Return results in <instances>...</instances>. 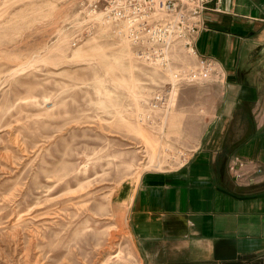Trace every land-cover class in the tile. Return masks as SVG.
Returning a JSON list of instances; mask_svg holds the SVG:
<instances>
[{
    "label": "rangeland",
    "instance_id": "1",
    "mask_svg": "<svg viewBox=\"0 0 264 264\" xmlns=\"http://www.w3.org/2000/svg\"><path fill=\"white\" fill-rule=\"evenodd\" d=\"M100 15L87 0H0V264H141L126 191L200 135L207 83L172 88L174 109L140 121L171 72Z\"/></svg>",
    "mask_w": 264,
    "mask_h": 264
},
{
    "label": "crops",
    "instance_id": "2",
    "mask_svg": "<svg viewBox=\"0 0 264 264\" xmlns=\"http://www.w3.org/2000/svg\"><path fill=\"white\" fill-rule=\"evenodd\" d=\"M214 7L205 11L196 50L218 63L222 77L203 85L212 105L198 112L204 122L190 158L179 169L143 172L126 191L141 264L264 258V0H221ZM233 156L261 174L237 182L228 171Z\"/></svg>",
    "mask_w": 264,
    "mask_h": 264
},
{
    "label": "built area",
    "instance_id": "3",
    "mask_svg": "<svg viewBox=\"0 0 264 264\" xmlns=\"http://www.w3.org/2000/svg\"><path fill=\"white\" fill-rule=\"evenodd\" d=\"M221 0H87V6L95 11L99 9L103 22L116 23L118 33L133 48L137 57L164 69H169L172 82L166 90L157 89L147 103V110L138 114L142 122H150L157 112L169 111L172 88L191 84L217 82L222 77L218 63L197 53L196 40L202 29V21L209 4L214 9ZM174 51H183L193 55L191 65L173 64L169 67V57ZM192 153V151H191ZM179 147L175 155L169 158L167 170L179 169L186 165L190 155ZM171 165V166H170ZM228 171L237 182H251L254 175L261 174L259 166L248 169V163L238 156L228 162Z\"/></svg>",
    "mask_w": 264,
    "mask_h": 264
},
{
    "label": "water",
    "instance_id": "4",
    "mask_svg": "<svg viewBox=\"0 0 264 264\" xmlns=\"http://www.w3.org/2000/svg\"><path fill=\"white\" fill-rule=\"evenodd\" d=\"M262 264H264V258H263V260H262Z\"/></svg>",
    "mask_w": 264,
    "mask_h": 264
}]
</instances>
